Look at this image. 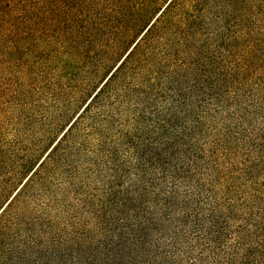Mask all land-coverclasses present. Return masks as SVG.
I'll use <instances>...</instances> for the list:
<instances>
[{"label": "rangeland", "instance_id": "obj_1", "mask_svg": "<svg viewBox=\"0 0 264 264\" xmlns=\"http://www.w3.org/2000/svg\"><path fill=\"white\" fill-rule=\"evenodd\" d=\"M166 1L27 0L6 25L0 208ZM248 3L230 55L213 17L208 72L144 84L30 197L39 237L84 249L137 225L148 264H264V0Z\"/></svg>", "mask_w": 264, "mask_h": 264}, {"label": "trees", "instance_id": "obj_2", "mask_svg": "<svg viewBox=\"0 0 264 264\" xmlns=\"http://www.w3.org/2000/svg\"><path fill=\"white\" fill-rule=\"evenodd\" d=\"M26 1L0 0V41L7 24L17 26L20 23L18 13ZM248 5V0L165 2L0 208V264H148L143 230L137 225L135 228L121 225L118 234L78 249L81 243L69 246L65 241L39 237V231L33 230L38 215L28 201L47 191L51 174L69 161L79 146L86 145L89 135L99 139L104 134L102 125L106 122V113L141 92L144 84L156 87L160 78L170 79L171 83L172 78L181 73L208 72L212 61L216 60V48L210 47L212 34L207 33L211 22L208 21L213 17L223 22L219 45L226 46L230 55L245 39L238 28L246 21ZM238 66L244 70L248 63L244 61ZM93 109L98 111L93 114ZM80 127L85 131L77 134ZM75 138H81L78 147H75ZM164 258L165 264H176L169 255ZM191 262L195 264L196 261Z\"/></svg>", "mask_w": 264, "mask_h": 264}]
</instances>
